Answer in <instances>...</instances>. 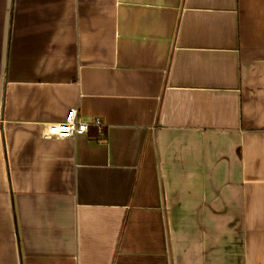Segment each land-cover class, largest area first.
Instances as JSON below:
<instances>
[{
	"label": "crops",
	"instance_id": "1",
	"mask_svg": "<svg viewBox=\"0 0 264 264\" xmlns=\"http://www.w3.org/2000/svg\"><path fill=\"white\" fill-rule=\"evenodd\" d=\"M0 264H264V0H0Z\"/></svg>",
	"mask_w": 264,
	"mask_h": 264
},
{
	"label": "built area",
	"instance_id": "2",
	"mask_svg": "<svg viewBox=\"0 0 264 264\" xmlns=\"http://www.w3.org/2000/svg\"><path fill=\"white\" fill-rule=\"evenodd\" d=\"M101 119L94 117L90 121L82 120L76 114V110L71 108L67 112V117L63 121L52 122L46 131L50 138L64 139L86 133L90 126L100 127Z\"/></svg>",
	"mask_w": 264,
	"mask_h": 264
}]
</instances>
